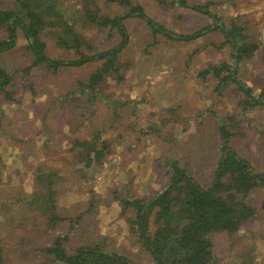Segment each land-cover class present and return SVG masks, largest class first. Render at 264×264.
I'll list each match as a JSON object with an SVG mask.
<instances>
[{"label": "rangeland", "instance_id": "rangeland-1", "mask_svg": "<svg viewBox=\"0 0 264 264\" xmlns=\"http://www.w3.org/2000/svg\"><path fill=\"white\" fill-rule=\"evenodd\" d=\"M57 1L67 11L72 2ZM96 1L103 15L123 18L121 24L128 36L126 46L114 62V66H121L120 80L108 78L97 86H101L104 94L129 100L131 107H136L139 124L132 127L130 123L127 129L117 132L108 130L107 135L119 138L121 143L112 149L103 165L73 164L64 156L62 146L42 148L46 133L53 134L57 144H66L67 127L63 122L70 114L66 110L63 120L55 109L44 112L48 102L58 94L69 93L78 80L87 81L99 61L96 57L76 67L69 63L74 61V55L68 49L49 46L47 55L61 62L57 70L45 64L32 65L34 56L27 48L23 31L15 28L16 45L0 52V67L11 75L10 84L4 87L11 99L0 89V245L3 260L5 258L0 264H34L30 254L33 250L42 258L45 256L47 239L38 238L44 220L27 204L33 192L41 190L37 183L39 175L35 174L37 167L42 168L41 172H57V180L59 176H71L70 184L60 181L58 185L61 215H69L73 225L68 233L70 244H64L68 250L90 230L87 226L94 221L96 233H105L108 237L107 250L139 264H153V261L135 233L136 211H123L118 197L114 198L112 193L110 196L108 189L125 187L138 199H148L163 181H169L166 173L176 164L188 170L187 174L190 172L198 184L208 187L221 152V140L216 138L220 118L224 124L230 123L231 128L227 129L232 134L230 147L255 170H264V106L237 117L241 107L234 98L239 95L245 98L241 91L237 89L235 93L234 84H230L223 93H218L216 81L197 77L198 71L206 65L217 66L231 60V47L226 43L227 34L223 29L228 31L237 23L244 27V36L260 47L252 56L237 62L233 79L246 86L243 92H252V96L264 100V0H185V5L176 0H130L131 5L142 7L144 17L154 23V28L157 25L164 28L157 33H153L145 19L129 15L127 8L108 0ZM8 6L7 0H0L1 9H9ZM213 17L218 22L203 29L196 38L178 40L179 34L193 33L211 25ZM82 30L90 43L103 39L106 48L116 46L122 39L115 27L105 30L82 27ZM166 32L177 39L166 38ZM2 36L4 33L0 32ZM44 102L46 104H41ZM76 107L89 111L84 104ZM170 107L177 109L171 111ZM98 108L102 115L100 123L111 117L106 114L104 105L99 104ZM231 116L237 120L242 117V121L234 123ZM166 118H170V123L162 133L167 135L180 119L182 125H186L185 130H175V141L174 138L173 141L161 139L159 147L149 146L153 139L141 143L139 129L145 131L150 124ZM9 134L20 138V142H14ZM131 145L134 148L140 145L143 153L137 149L133 157H124ZM77 170H81L80 176L74 175ZM90 192L95 193L92 212L84 215L87 220L82 217L76 221L80 212H69V209L77 201L89 199ZM263 195L264 189L253 190L245 201L260 207ZM34 222L39 229L36 238L31 232ZM245 225L238 233L220 231L207 235L214 253L210 264H241L245 255L252 258V262L246 264H264V220L254 218ZM62 235L65 236V230ZM23 236H28L27 246L19 240ZM12 245L15 250L10 249ZM39 264L50 263L46 260Z\"/></svg>", "mask_w": 264, "mask_h": 264}, {"label": "trees", "instance_id": "trees-1", "mask_svg": "<svg viewBox=\"0 0 264 264\" xmlns=\"http://www.w3.org/2000/svg\"><path fill=\"white\" fill-rule=\"evenodd\" d=\"M7 1L9 9L0 8V32L4 33V37H0V52L16 45L14 31L16 27H20L27 40V48L34 56L32 65L45 64L53 71L57 70L61 62L59 59L47 55L49 46H63L68 49L74 55V61L69 63L76 67L98 57L99 63L90 72V78L87 81L78 80L77 85L69 93L56 95L48 102V108L44 111L48 112L55 109L60 112L62 118L64 117L63 120L66 118V110L70 113L63 122L67 127V131L64 133L66 144H57L54 135L46 133L41 147L50 148L56 145L64 147L66 153L64 156L73 164L83 163L86 167L103 165L104 159L107 158L112 149L121 143L119 138L108 136V130L112 129V131L117 132L127 129L130 123L133 124L132 127L139 124L136 107L132 108L129 100H120L115 95L113 97L111 94H104L101 86H97L98 83L102 84L108 78L119 81L122 75L121 66H114V62L117 60L121 49L128 42V36L121 24L123 18H111L103 15L96 0H72L68 11L58 5L57 0ZM108 1L127 8L129 15H138L145 19L153 33L161 32L160 30L164 29L159 25L154 28V23L144 17L140 5H131L130 0ZM179 2L183 5L186 4L185 0H179ZM173 4L176 2L173 1ZM12 17H15L13 21L10 20ZM213 18L214 21L211 25L193 33L179 34L178 40L186 41L196 38L203 29H209L218 22L215 17ZM109 26L115 27L122 38L119 44L111 48H106L103 39H97L96 43H90L82 30V27L105 30ZM243 28L237 23H233L228 28L225 40L231 47L230 61L221 62L217 66L206 65L197 73V77L205 81L210 78L213 79L210 81H216L215 90L218 93L220 91L223 93L230 84H234L235 93L237 89L241 91L245 98H242V95L233 97L241 107L237 117L244 116L255 108L264 106L262 101L243 92L244 90L238 85V81L232 77L235 49L237 59L241 63L242 59L252 56L260 47L259 43H253L244 36ZM170 34L166 32L164 36L168 39H174L175 37ZM28 67L27 70L30 69V66ZM10 76L6 70L0 67V89H3L1 91L6 93L9 99H11L8 96L9 93L4 87L10 84ZM41 104H46V102ZM79 104L87 106L89 111L77 109L76 106ZM99 104L104 105L106 114L111 116L102 123L99 122V117L102 116L98 108ZM168 109L176 111L177 107ZM169 119L154 122L145 131L139 129L137 132L136 130L143 139L141 143L153 139L152 142L149 141V146L159 147L161 139L170 138L173 141L174 138L175 141V130H185L183 127L186 125L183 126L180 119V123L176 126L172 125V132L167 135L162 133V130L169 125ZM231 119L236 123L237 119L233 116ZM240 121H242V117L237 120V122ZM224 123V120L220 118L216 138L218 141L221 140L219 141L221 142V152L216 161L213 179L208 187L204 188L198 184L190 172L187 174L188 170L176 164L170 166L169 173L164 172V177L166 173L169 181H163L159 190L148 199H138L125 187L115 190L108 189L110 196L112 193L114 198L115 196L118 197V202L122 205L123 211L128 209L136 211L135 233L141 245L149 252L153 264H210L214 259V253L207 238L209 233L225 231L234 234L242 231L246 226L245 224L251 219L260 218L264 220V195L260 207L245 201L251 191L264 189V170L262 172L255 170L230 147L229 138L232 134L227 129H230L231 126L230 123ZM234 123L232 124L233 128ZM122 124L125 125L120 128ZM9 135L14 142H20V138L12 134ZM120 136L119 134L118 137ZM191 140L194 141L195 139L192 138ZM137 149L143 153L140 145L136 148L132 145L128 146V153L124 157H133ZM25 159L29 158L26 157ZM168 160L171 159H166V161ZM41 169L37 167V173H35L39 175L37 183L41 190H36V193L33 192L27 204L37 211L44 220L39 237L37 223H33L32 237L42 239L46 237L47 247L44 250L45 256L43 258L37 254V250L30 252L34 264L46 260L50 264H139L122 254L107 250L108 237L105 233H96L93 227L94 221H92L93 224L87 226L90 230L85 231L86 234L81 236L79 242L72 244L71 250H68L64 244H70L68 233L73 225L69 215H61L60 204L58 203L61 190L58 185L60 181L69 183L71 176H59L57 180V172H41ZM35 174L33 175L36 176ZM76 174L80 176L81 170H77L74 175ZM94 197L95 193L90 192L89 199L77 201L75 206L71 205L69 212H80L76 221L82 217L85 219L84 215L92 212ZM63 230H65V236L62 235ZM27 239L28 236L26 238L23 236L19 240L27 246ZM10 249L15 250L13 245ZM25 253L27 254L26 251ZM2 260L0 245V263L5 261V258ZM247 261L252 262L249 255L242 258L241 264H246Z\"/></svg>", "mask_w": 264, "mask_h": 264}, {"label": "water", "instance_id": "water-1", "mask_svg": "<svg viewBox=\"0 0 264 264\" xmlns=\"http://www.w3.org/2000/svg\"><path fill=\"white\" fill-rule=\"evenodd\" d=\"M177 1V3H179V0H176ZM14 19V17H12L11 18V21ZM223 31L225 32V34H228V31L226 30V29H223ZM230 41H232V38H230ZM235 58H234V67H233V70H232V76H233V78L235 77V70H236V67H237V62H238V59H237V54H236V49H235ZM238 85L241 87V88H243V89H247L246 88V86L245 85H243L242 83H238ZM250 93V95H253L252 94V92H249ZM254 98H257V99H259L258 97H256V96H253ZM260 101H262V102H264V100H261V99H259Z\"/></svg>", "mask_w": 264, "mask_h": 264}]
</instances>
